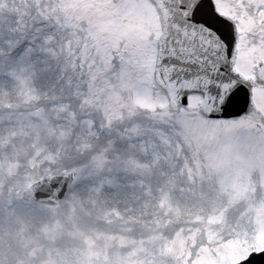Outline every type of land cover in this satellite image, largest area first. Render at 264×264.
Segmentation results:
<instances>
[{
  "label": "rangeland",
  "instance_id": "rangeland-1",
  "mask_svg": "<svg viewBox=\"0 0 264 264\" xmlns=\"http://www.w3.org/2000/svg\"><path fill=\"white\" fill-rule=\"evenodd\" d=\"M55 7L0 0V264H237L263 250L264 154L198 162L161 129L146 136L160 117L143 98L78 87L88 48L74 27L46 49L67 74L42 75L25 40ZM63 172L76 173L63 201H23Z\"/></svg>",
  "mask_w": 264,
  "mask_h": 264
},
{
  "label": "snow or ice",
  "instance_id": "snow-or-ice-1",
  "mask_svg": "<svg viewBox=\"0 0 264 264\" xmlns=\"http://www.w3.org/2000/svg\"><path fill=\"white\" fill-rule=\"evenodd\" d=\"M49 10L54 22L42 29L37 21L25 40L42 75L67 74L46 49L74 27L88 48L72 64L78 87L100 99L121 91L143 98L160 117L146 121V136L161 129L198 162L264 154V0H59Z\"/></svg>",
  "mask_w": 264,
  "mask_h": 264
},
{
  "label": "water",
  "instance_id": "water-1",
  "mask_svg": "<svg viewBox=\"0 0 264 264\" xmlns=\"http://www.w3.org/2000/svg\"><path fill=\"white\" fill-rule=\"evenodd\" d=\"M158 2L159 0H157V3ZM73 180V173L65 172L47 176L34 182L29 188H27L23 192V200L27 202L56 205L59 201L65 198ZM252 256H254L253 264H264V254H262V252L257 254L253 253L249 257ZM238 264H241V262Z\"/></svg>",
  "mask_w": 264,
  "mask_h": 264
},
{
  "label": "bare ground",
  "instance_id": "bare-ground-1",
  "mask_svg": "<svg viewBox=\"0 0 264 264\" xmlns=\"http://www.w3.org/2000/svg\"><path fill=\"white\" fill-rule=\"evenodd\" d=\"M5 252H3V253H1V254H4ZM8 253H11V252H7V254H6V258H8L9 256H10V254H8Z\"/></svg>",
  "mask_w": 264,
  "mask_h": 264
}]
</instances>
